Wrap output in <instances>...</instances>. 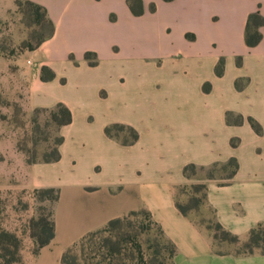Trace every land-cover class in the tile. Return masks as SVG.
Segmentation results:
<instances>
[{"label": "crops", "instance_id": "1", "mask_svg": "<svg viewBox=\"0 0 264 264\" xmlns=\"http://www.w3.org/2000/svg\"><path fill=\"white\" fill-rule=\"evenodd\" d=\"M30 1L53 26L17 59L31 106L63 102L72 113L102 102L118 110L112 120L61 126L60 158L28 165L29 187L57 189L53 236L28 264H61L85 234L139 209L174 247L171 264H264V251H216L209 232L175 206L176 187L204 181L223 228L244 239L264 225V25L257 44L245 43L247 17L257 10L264 17V0H140V14L127 0ZM86 52L95 53L94 65ZM43 66L51 79L41 78ZM68 79L70 94L34 101L52 81ZM111 123L131 126L137 139L107 136ZM231 158L237 166L228 182L183 174L188 163L207 168Z\"/></svg>", "mask_w": 264, "mask_h": 264}, {"label": "rangeland", "instance_id": "2", "mask_svg": "<svg viewBox=\"0 0 264 264\" xmlns=\"http://www.w3.org/2000/svg\"><path fill=\"white\" fill-rule=\"evenodd\" d=\"M50 32L51 25L43 11L32 7L27 0H0V264H28L46 238V227L51 220L55 192L51 188L29 187L28 165L54 155L60 127L51 112L55 105L31 106L17 61L19 57L22 59L21 54L29 55ZM40 72L42 79H51L53 74L46 66ZM262 78L264 71H259V80ZM47 86V97L37 93L35 102L45 99L49 102L50 96L71 93L69 79L63 84L52 81ZM117 110L113 103L76 105L72 109V120L77 125L112 120ZM72 130V127L66 128L63 136L69 139ZM112 133L122 141L131 139L126 128L114 127ZM212 170L214 176L224 182L232 165L220 163ZM195 173L205 178L208 169L197 168ZM199 182H186L175 190L183 205H192L190 185ZM201 193L197 190L195 195L201 197ZM188 214L199 227L212 234L214 216L206 203H201L198 209L189 208ZM128 219L119 229L102 227L74 244L65 256V264H171V244L156 227L146 229L147 220L142 214ZM246 239L233 240L217 232L212 243L216 251L243 252L247 250ZM259 245L253 250L264 248L262 243ZM117 247L125 250L115 254L112 251Z\"/></svg>", "mask_w": 264, "mask_h": 264}, {"label": "trees", "instance_id": "3", "mask_svg": "<svg viewBox=\"0 0 264 264\" xmlns=\"http://www.w3.org/2000/svg\"><path fill=\"white\" fill-rule=\"evenodd\" d=\"M27 1L32 7H35L37 9H41L43 11L44 17L46 18L48 23L51 25V32H50V34H51L52 30H53V26H52V22L46 16L45 9L41 5H39V4H37V3L33 2V1H30V0H27ZM165 1H169V0H165ZM127 2H128V5H129V7H130V9L132 10L133 13L140 14V13L143 12V7H142V4H141L140 0H127ZM153 8H154V5L152 4L151 5V9H153ZM261 25H264V17L259 13L258 10L254 11V12H252V13H250L248 15L246 26H245V43L248 46H253V45H255V44H257L259 42L261 35H260V32H259L258 28ZM43 40H41L39 42V44ZM85 58L88 60V63L90 65H94L96 63L95 53H93V52H86L85 53ZM223 66H224L223 61L220 60L219 63L217 64V67H216V73L217 74H221V72L223 70ZM52 77H53V74L51 75V78ZM51 112H52V115L55 118V120H56V122H57L59 127L69 124L71 122V120H72V113H71L70 109L63 102H57L55 104V106H54V109ZM248 121L250 122V124L252 125V127L256 131H259L258 125L251 118H248ZM114 127H118L120 129L126 128L130 132L131 139L123 141L125 144L132 143V142H134L137 139L138 135H137V132H136V130L134 128H132L129 125H124V124H120V123H111V124H108L107 126H105V128H104L105 134L107 136H109V137L118 138L117 135L112 133V128H114ZM61 142H62V136L60 135L58 141L56 142L57 147L54 150V155L51 158L44 159L43 162L56 161V160H58L60 158V152H59L58 146L60 145ZM33 162L34 161H32L31 163H33ZM224 163H229V164L232 165V170L230 171V174H229V176L227 178V181H225V182H228L229 179L232 177L235 169H236L237 163H236L235 159H233V158L229 159L227 162H224ZM217 165H219V164H213L212 166L205 168L203 166H199L198 167V166H196L193 163H188V164L184 165V167H183V174L186 177H190V176L195 174V170L197 168L199 170L208 169V174H207V176L205 178H212V177H214L212 169L214 167H216ZM190 187L193 189V195L190 198L191 203H192L191 206L183 205L178 200L176 192H175V206L179 210V212H181L183 215H186V216H189V214H188V209L189 208L198 209V207H199V205L201 203L204 202V203L207 204V201H206V183L204 181H201L199 183H194V184L192 183L190 185ZM177 188L178 187H176L175 190ZM51 190H53L55 192V197H54V200H55L56 197H57V189L51 188ZM197 190L202 191L201 197H197L195 195ZM212 211H213V209H212ZM137 214H142V215H144L146 217V220H147L146 229H149L150 227H156V229L159 231V233L161 235H163L161 228L152 220L149 212L147 210H145V209H139V210H136V211H131L130 213H128L125 216L113 218V219L109 220L104 227L105 228L113 227V228H118L119 229L121 226L124 225L125 222H127V220H129L128 218H130L131 216H136ZM213 216H214V212H213ZM141 229H145V228L141 227ZM206 229L210 230L209 227H207ZM98 230H100V229H98ZM98 230H95V231H92V232H89V233L85 234L77 242H79V243L82 242L88 236L92 235L93 233H95ZM217 232H220L221 234H223L225 236H229L233 240H238L239 239L236 235L230 233L228 230L223 228L222 225L214 217V228H212V234H211V238L212 239H216L217 238ZM52 236H53V222H52V219H51L50 222L48 223V226L46 227V238L39 244V247H41L42 245H44L47 242H49V240L52 238ZM77 242H75L74 244H76ZM260 243H262L264 245V225H258V226H256L255 228H253V229H251L249 231V233L247 235V239L244 242V246H245V248L247 250L243 251V252H237V253H252V252L255 251V250H253L254 248H259V246H260L259 244ZM73 245L69 246L62 253L61 264H65V256L70 251V249H71V247ZM171 247H172V250H171V252H172L171 253V257H172L173 253H174V247L172 246V244H171ZM122 249L125 250V248L117 247L112 252L115 253V254H119ZM259 251H264V248L262 250H259Z\"/></svg>", "mask_w": 264, "mask_h": 264}]
</instances>
